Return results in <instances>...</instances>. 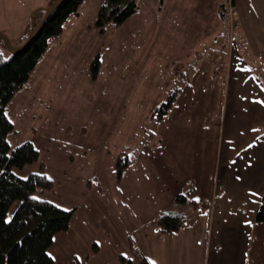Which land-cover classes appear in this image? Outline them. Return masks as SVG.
Segmentation results:
<instances>
[{"label": "rangeland", "instance_id": "rangeland-1", "mask_svg": "<svg viewBox=\"0 0 264 264\" xmlns=\"http://www.w3.org/2000/svg\"><path fill=\"white\" fill-rule=\"evenodd\" d=\"M50 1L0 0V33L17 44L30 26L34 11L48 7ZM161 1L136 0L135 15L121 26L109 24L101 34L94 24L98 17L94 11L99 13L100 8H96L105 0H85L78 13L66 22L69 59L64 67L58 66L60 49H57L63 47L65 40L59 44L61 37L52 38L50 48L54 47L58 59L52 58L53 54L45 57L42 65L46 72L41 77L36 73L31 76L7 107L17 132L10 136V145L15 148L29 141L40 154L38 162L15 171L26 177L30 172L40 171L43 164L54 187L38 191L35 196L75 210L69 228L58 233L48 249L55 264L234 263L229 262L233 257L223 249L217 254L207 249L211 244L209 226L203 217L207 210L195 212L170 200L164 177H160L162 168L155 165L158 150L157 153L149 150L145 156L133 149L143 136L150 140L158 136L162 144L161 136L175 134L176 123L180 121L174 107L167 123H160L155 114V109L169 100L174 84L180 82L178 77L172 78L176 69L172 64L151 59L153 50L161 43H154L153 37L159 38L160 34L154 36L149 25L156 23V9ZM181 1L185 17L195 18V10L208 19L214 6L216 9L220 6L222 17L227 19L225 23L233 27L236 13L241 14L243 38H251L258 45L261 41L264 52V37L258 31L259 22L264 24V0ZM151 5L156 8L151 9ZM196 24L198 35L199 21ZM255 24L257 28L253 27ZM177 47L169 44L166 51L172 56ZM97 54L100 65L94 78L91 64ZM261 60L258 65L264 69V54ZM159 70L165 72L160 74ZM198 97L197 102L204 105L198 107L195 121L202 117L206 106L214 107L212 98ZM126 141L128 150L122 147ZM125 152L133 161L135 156L141 160L135 161L127 175L118 180L116 162L120 157L127 161ZM18 204L11 206L7 219L13 216ZM158 210L198 219L190 227L194 236L162 233L154 216Z\"/></svg>", "mask_w": 264, "mask_h": 264}, {"label": "crops", "instance_id": "crops-1", "mask_svg": "<svg viewBox=\"0 0 264 264\" xmlns=\"http://www.w3.org/2000/svg\"><path fill=\"white\" fill-rule=\"evenodd\" d=\"M99 8L97 6L96 10ZM150 8L156 7L151 5ZM156 10V23H150L149 28L154 36L160 34L153 40L154 43L160 41L161 45L153 50L151 59L163 60L165 65L168 62L176 68L172 78L178 77L180 82L175 83L171 90L176 97L169 112L174 107L180 121L176 123L175 134L161 136L162 144L158 136L153 140L143 136L133 149L145 156L149 150L156 153L158 150L155 165L162 168L160 177H164L170 200L175 201L178 194L193 190L191 199L197 206H182L195 212L207 210L203 217L209 226L211 244L207 249L212 254L223 249L233 257L229 260L233 264H264V221L255 220L264 194V103H260L264 101V69L258 65L264 54L260 48L261 41L258 45L251 38H243L245 30L241 28V14L236 13L233 27L226 24L227 19L222 17L220 6L217 9L214 6L208 19L195 10V18L185 17L186 14L181 13L184 10L181 0H162ZM94 13L97 16L98 12ZM179 21L185 25L179 26ZM197 21L200 25L198 35ZM94 24H91L92 30ZM257 24L253 27L257 28ZM65 25L62 35L54 38L61 37L59 44L65 40L63 47L57 49H60L58 66L62 68L69 59ZM258 31L264 37V24L261 22ZM169 44L178 45L172 56L166 51ZM53 50L54 47H49L32 77L35 73L41 77L46 72L42 65L45 57L53 54L52 58H57ZM216 67L220 70L215 71ZM201 95L212 98L214 107L205 105L202 117L195 121L198 107L204 105L197 102ZM169 112L160 119V123H167L166 119L171 117ZM126 143L122 147L128 150L130 147ZM125 155L129 160L124 172L127 175L132 164L140 158L135 156L133 161L129 154L125 152ZM162 211L158 210L155 218ZM196 221L198 219L187 218L188 224L171 234L174 237L194 236L190 227ZM222 262L217 261L216 264Z\"/></svg>", "mask_w": 264, "mask_h": 264}, {"label": "trees", "instance_id": "trees-1", "mask_svg": "<svg viewBox=\"0 0 264 264\" xmlns=\"http://www.w3.org/2000/svg\"><path fill=\"white\" fill-rule=\"evenodd\" d=\"M55 1L51 0L49 5ZM84 1L64 0L36 37L20 53L11 55L0 39L2 43L0 46V264H55L54 259L48 255V249L54 243L55 236L69 228L75 212L74 209L65 211L55 203L35 196L38 191L51 190L54 187V182L45 173L43 164L40 166V171L30 172L26 177L18 175L15 171V169L24 170L28 165L38 162L40 154L29 141L15 148L10 145V136L17 132L14 131V125L8 117L7 107L30 80L48 51L51 39L62 35L67 19L78 13ZM136 13V0H105L99 9L95 25L103 34L109 24L121 26ZM222 13L224 15V12ZM44 14V11L37 12V24ZM30 32L31 23L15 45L24 43ZM99 65L100 57L97 54L91 64L94 78L98 75ZM169 96L168 101L155 109L159 119H163L168 114L176 93ZM123 159L120 157L116 162L118 180H121L128 167V160ZM192 196L191 189L185 194H178L175 202L196 206L197 203L191 199ZM15 202H19L18 207L13 216L7 219V214ZM255 220L264 221V194ZM186 223L187 218L184 213L162 212L157 217L158 230L162 233L178 232ZM142 263L149 264L146 261Z\"/></svg>", "mask_w": 264, "mask_h": 264}, {"label": "water", "instance_id": "water-1", "mask_svg": "<svg viewBox=\"0 0 264 264\" xmlns=\"http://www.w3.org/2000/svg\"><path fill=\"white\" fill-rule=\"evenodd\" d=\"M64 0H56L54 3L49 5L46 8H39L34 11L31 22V32L26 39V41L20 45L13 44L7 35L0 33V39L4 42L6 50L11 54L15 55L26 49L30 42L36 37L39 31L42 29L44 24L47 22L51 14L63 3ZM38 11H44V16L42 20L37 24L36 23V14Z\"/></svg>", "mask_w": 264, "mask_h": 264}, {"label": "snow or ice", "instance_id": "snow-or-ice-1", "mask_svg": "<svg viewBox=\"0 0 264 264\" xmlns=\"http://www.w3.org/2000/svg\"><path fill=\"white\" fill-rule=\"evenodd\" d=\"M260 103H264V101H261ZM253 131H256V132H259L260 130L259 129H253ZM249 147H252V145L250 144ZM238 180L240 179L239 176L236 177ZM253 196L257 195V193H252ZM33 199H36V197H33ZM57 207H59V205H57ZM65 211H69L70 209H64ZM49 256H51L52 254L49 253L48 254ZM54 259V257H53ZM77 259H79V257H77Z\"/></svg>", "mask_w": 264, "mask_h": 264}, {"label": "built area", "instance_id": "built-area-1", "mask_svg": "<svg viewBox=\"0 0 264 264\" xmlns=\"http://www.w3.org/2000/svg\"><path fill=\"white\" fill-rule=\"evenodd\" d=\"M216 70L219 71L220 70L219 67H217Z\"/></svg>", "mask_w": 264, "mask_h": 264}]
</instances>
